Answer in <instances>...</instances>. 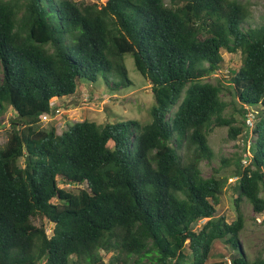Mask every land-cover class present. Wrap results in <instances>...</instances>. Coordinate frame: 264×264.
I'll list each match as a JSON object with an SVG mask.
<instances>
[{"label":"trees","instance_id":"1","mask_svg":"<svg viewBox=\"0 0 264 264\" xmlns=\"http://www.w3.org/2000/svg\"><path fill=\"white\" fill-rule=\"evenodd\" d=\"M246 13L235 0H0V116L16 115L0 148V264H264L242 252L241 214L214 217L225 180L199 167L212 127L242 133L222 118L231 90L235 111L255 112L234 204L264 213V25ZM223 50L242 57L229 86L206 79ZM127 55L153 95L149 123L38 126L82 82L128 88Z\"/></svg>","mask_w":264,"mask_h":264},{"label":"rangeland","instance_id":"2","mask_svg":"<svg viewBox=\"0 0 264 264\" xmlns=\"http://www.w3.org/2000/svg\"><path fill=\"white\" fill-rule=\"evenodd\" d=\"M71 1L76 4L93 2L104 4L106 2V0ZM183 1L164 0V3L167 6H171L182 4ZM235 1L247 8L246 14L248 19L245 23L247 26L264 25V0ZM221 56L222 64L220 70L206 79L211 82H216V79H219L222 84L228 85L231 72L237 71L240 67L242 57L239 52L228 53L225 50L221 52ZM124 61L131 84L128 88L117 87L118 89L111 91L110 81L109 84H105L102 79L95 84L82 82L78 85L73 95L53 100L51 102L53 106L51 112L45 119L39 121L38 126L43 129L52 128L57 134H60L72 124L84 120L97 124L128 120L137 121L141 124L149 123V110L154 104L150 86L136 71L130 56H125ZM221 97L228 104L222 114V118L232 120V124L242 129V133L236 139H230L228 137V127H212V130L208 134V145L213 153V157L210 162L206 160L201 161L199 167L203 177L208 178L211 175H215L225 180L220 195V203L216 206L214 217L224 216L226 222L231 223L237 219L238 214H241L244 228L239 233L238 239L242 252L249 261L264 262V213H255L252 206L244 199L240 203V211L238 213L234 204V200L238 196L236 177L231 170L232 164L237 159H240L241 167H245L247 164L244 151L247 152L250 144L253 142L254 135L251 132V128L255 112L249 111L251 113L242 116L235 111L238 101L231 94V90L222 93ZM15 116L14 111L10 107L0 116V148H2L7 139L10 121L15 119ZM109 146H112V144L110 143ZM221 159L227 161V164L223 165ZM63 187L74 193L77 192V187ZM205 221L206 219L200 221L196 228H200ZM32 223L36 227H45L47 235H51V226L45 219L36 217L32 220ZM98 256L103 262H107L112 255L109 252L101 251ZM214 260L220 262L222 259L216 256ZM221 262L222 264H230L228 258H224ZM40 264H44V262ZM94 264H98V261Z\"/></svg>","mask_w":264,"mask_h":264},{"label":"built area","instance_id":"3","mask_svg":"<svg viewBox=\"0 0 264 264\" xmlns=\"http://www.w3.org/2000/svg\"><path fill=\"white\" fill-rule=\"evenodd\" d=\"M48 116V114H44L42 117H41V120L42 119H45V117H47Z\"/></svg>","mask_w":264,"mask_h":264},{"label":"clouds","instance_id":"4","mask_svg":"<svg viewBox=\"0 0 264 264\" xmlns=\"http://www.w3.org/2000/svg\"><path fill=\"white\" fill-rule=\"evenodd\" d=\"M51 106H52V105H51ZM52 108H53V106H52ZM50 112H51V111H50ZM50 112H49V113H50ZM49 113H47V114H49ZM43 115H44V114H43ZM43 115H42V116H43ZM42 116H41V117H42ZM41 117H40V120H41Z\"/></svg>","mask_w":264,"mask_h":264}]
</instances>
